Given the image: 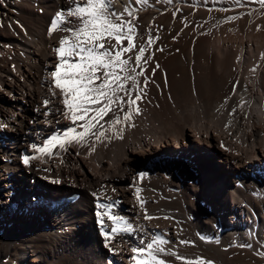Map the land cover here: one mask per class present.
<instances>
[{"label":"bare ground","instance_id":"6f19581e","mask_svg":"<svg viewBox=\"0 0 264 264\" xmlns=\"http://www.w3.org/2000/svg\"><path fill=\"white\" fill-rule=\"evenodd\" d=\"M248 3L253 16L263 9ZM112 4L137 17L134 52L147 49L135 126L125 128L123 139L97 142L91 154L74 144L57 147L58 155L25 167L21 158L32 154L33 143L72 126L61 114L60 90L49 91L53 48L68 33L47 32L68 5L0 0V124L6 125L0 129V264H135L133 249L154 236L182 257L264 264L263 25L242 32L225 18L211 20L215 8L230 11L223 0ZM259 17L264 13L253 21ZM46 99L50 115L43 114ZM93 193L102 203L117 202L113 212L134 225L132 235L114 234L117 254L105 247ZM145 210L154 218L145 220ZM105 224L111 227L106 218Z\"/></svg>","mask_w":264,"mask_h":264},{"label":"snow or ice","instance_id":"6c2138e0","mask_svg":"<svg viewBox=\"0 0 264 264\" xmlns=\"http://www.w3.org/2000/svg\"><path fill=\"white\" fill-rule=\"evenodd\" d=\"M145 2L146 0H134V3ZM256 2L264 7V0ZM66 3L68 6L62 7L54 15L47 30L49 37L56 31L68 33L59 39V46L53 48L57 63L50 73L52 81L49 91L52 96H56L55 90H60L61 104L64 106L61 114L71 121L72 126L54 132L40 145L33 143L30 146L32 154L22 155L21 162L25 167H31V161L34 159L44 162V155L49 158L58 155L53 151L57 147L66 151L67 146L74 144L88 147L91 154L95 151L97 142H110L113 138L123 139L125 128L134 127L133 118L140 114L138 102L143 99V88L138 78L143 75V64L147 63V49L141 46L134 52L136 28L133 20L137 17L127 6L121 12L115 11L112 0H66ZM125 16L129 18L125 19ZM67 24L72 26H64ZM125 40L126 47L123 46ZM151 43L152 39L149 38L147 44ZM133 52L134 58H122L124 54ZM137 68L141 70L137 71ZM143 83L146 87L147 78ZM50 103V100H44V115L51 114L48 109ZM240 106H243V102ZM110 112L113 114L112 119L105 121V116ZM232 112L234 113L235 109ZM5 127L6 125L0 124V129ZM50 182L60 183L59 180ZM92 195L96 201L94 214L99 218L98 224L105 247L117 254L118 249L111 247L115 241L114 234L132 235L135 231L134 225L129 219L113 212L117 202H107L110 198H106V202L102 203L97 194ZM140 206L143 207V202ZM105 218L111 222V227L105 224ZM153 218L145 210L144 219ZM168 243L170 242L163 236H154L151 242L143 247L133 249L136 254L133 256L135 264H167L161 258L162 255L174 256L182 264H213L203 257H182L178 252L166 248Z\"/></svg>","mask_w":264,"mask_h":264},{"label":"rangeland","instance_id":"374dc122","mask_svg":"<svg viewBox=\"0 0 264 264\" xmlns=\"http://www.w3.org/2000/svg\"><path fill=\"white\" fill-rule=\"evenodd\" d=\"M250 0H240V1H236V0H223V3L225 2V3H227V4H229L230 6H231V9H233V10H231L230 9V11L229 12H222L220 9H218V8H215V12H213V17H212V19L211 20H213V21H217V20H220V19H222V18H225L226 20H227V22L228 23H232V26L234 27V26H240V27H242V28H244V29H241V31L242 32H245V30L246 31H250V30H256V29H248L249 27H250V25H253V28L256 26V24L257 23H261L262 25H263V27H264V18H260L259 20H255V21H253L255 18H256V16L258 15H263V13H264V7H263V9H262V11L260 12V13H258L257 11L254 13V16L252 15L253 13H251L252 11H251V6L249 5V2ZM252 2V1H251ZM250 2V3H251ZM240 4V6L238 7L237 5H239ZM245 5V6H244ZM236 6H237V8H236ZM248 8H247V7ZM243 7V8H242ZM237 9V10H236ZM250 10V11H249ZM220 11V12H219ZM232 11V12H231ZM249 11V12H248ZM242 12V13H241ZM247 12V13H246ZM217 13V14H216ZM236 13H238L237 15H236ZM232 14V15H231ZM241 14V15H240ZM233 15H235L234 17H233ZM240 15V16H239ZM239 16V17H238ZM251 17H252V19H251ZM220 18V19H219ZM235 18V19H234ZM238 19V22H237V19ZM242 18V19H241ZM229 19V20H228ZM257 19V18H256ZM236 20V21H235ZM242 20V21H241ZM198 21V20H197ZM234 22V23H233ZM238 24H237V23ZM241 22V23H240ZM252 27V26H251ZM219 30H221V31H225V29H219ZM226 30H228V29H226ZM232 30H234V29H232ZM236 30V29H235ZM238 30H240V29H238ZM264 30V29H263ZM172 36L171 35H169L168 37H166L165 38V44H169L171 41H172ZM182 42H184V43H188V42H190L189 41V39H184V41H182ZM249 262V260L247 261V263ZM255 261H253V263H254ZM248 264H252V262H250V263H248Z\"/></svg>","mask_w":264,"mask_h":264}]
</instances>
